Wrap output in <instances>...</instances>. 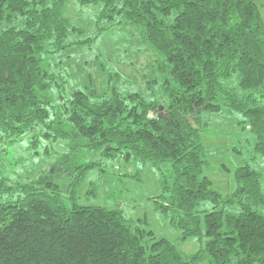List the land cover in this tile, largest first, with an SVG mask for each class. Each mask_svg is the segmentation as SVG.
<instances>
[{
  "label": "trees",
  "instance_id": "1",
  "mask_svg": "<svg viewBox=\"0 0 264 264\" xmlns=\"http://www.w3.org/2000/svg\"><path fill=\"white\" fill-rule=\"evenodd\" d=\"M68 2L0 0V264H264L263 174L239 167L237 188L223 195L204 174L202 143L207 115L236 112L264 157L261 0H80L100 6L89 36L64 15ZM116 26L135 27L158 54L146 96L121 90L115 71L102 90L91 76L77 88L62 66L63 52ZM25 138L151 164L158 208L200 249L185 257L120 207L79 205L92 162L75 168L66 199L56 185L12 181L7 155Z\"/></svg>",
  "mask_w": 264,
  "mask_h": 264
},
{
  "label": "rangeland",
  "instance_id": "2",
  "mask_svg": "<svg viewBox=\"0 0 264 264\" xmlns=\"http://www.w3.org/2000/svg\"><path fill=\"white\" fill-rule=\"evenodd\" d=\"M261 4L264 18V0ZM99 11L98 5L84 6L80 0H69L64 15L89 36L95 31ZM76 38L73 36L72 39ZM156 57L158 54L145 45L139 30L130 26H116L91 47L72 46L60 55L70 83L77 88L89 87L91 76L93 83L102 90L105 75L115 71L122 76L121 90L145 96L151 92L147 90L146 82L156 76L153 71ZM207 117L210 125L202 133L208 161L204 174L212 181V188L223 195L234 192L237 188L235 171L246 164L263 174L264 187V157L255 151L256 138L249 123L236 112L225 111ZM31 142L25 138L15 143L7 155L8 175L12 181L53 184L66 199L75 168L92 162L95 166L76 188L79 205L120 207L128 218L146 220L147 228L156 238L170 240L185 257L200 249L196 237L182 239V233L171 224L172 214L158 208L156 201L162 186L151 164L127 162L120 156L103 158L82 147V141L51 144L41 140L35 145ZM93 189L95 193H92ZM211 207L206 202L200 208L211 210ZM230 211L237 212L236 209ZM260 211L264 214V208Z\"/></svg>",
  "mask_w": 264,
  "mask_h": 264
}]
</instances>
